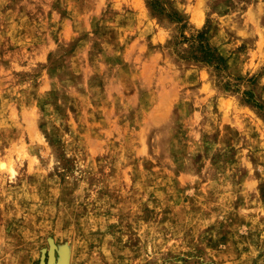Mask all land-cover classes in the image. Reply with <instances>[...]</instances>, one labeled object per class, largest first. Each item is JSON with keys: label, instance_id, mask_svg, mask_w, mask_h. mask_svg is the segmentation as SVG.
I'll return each mask as SVG.
<instances>
[{"label": "rangeland", "instance_id": "374dc122", "mask_svg": "<svg viewBox=\"0 0 264 264\" xmlns=\"http://www.w3.org/2000/svg\"><path fill=\"white\" fill-rule=\"evenodd\" d=\"M50 243L264 264V0H0V264Z\"/></svg>", "mask_w": 264, "mask_h": 264}, {"label": "trees", "instance_id": "16d2710c", "mask_svg": "<svg viewBox=\"0 0 264 264\" xmlns=\"http://www.w3.org/2000/svg\"><path fill=\"white\" fill-rule=\"evenodd\" d=\"M197 36L200 37V34H197ZM194 41L195 40L192 39V42ZM196 44L197 45L195 47L199 49V53L195 54L194 57L197 58V60L214 64L215 67H219L221 63H223L221 55L217 52H211L201 39H199Z\"/></svg>", "mask_w": 264, "mask_h": 264}, {"label": "water", "instance_id": "95a60500", "mask_svg": "<svg viewBox=\"0 0 264 264\" xmlns=\"http://www.w3.org/2000/svg\"><path fill=\"white\" fill-rule=\"evenodd\" d=\"M53 247L54 245L50 243L49 250H48L47 264H53Z\"/></svg>", "mask_w": 264, "mask_h": 264}]
</instances>
